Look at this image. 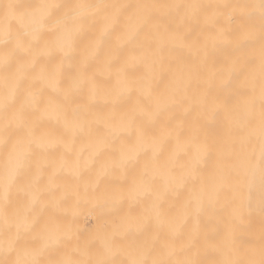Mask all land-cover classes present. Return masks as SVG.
Returning a JSON list of instances; mask_svg holds the SVG:
<instances>
[{
	"label": "bare ground",
	"instance_id": "1",
	"mask_svg": "<svg viewBox=\"0 0 264 264\" xmlns=\"http://www.w3.org/2000/svg\"><path fill=\"white\" fill-rule=\"evenodd\" d=\"M259 4L0 0V259L259 261Z\"/></svg>",
	"mask_w": 264,
	"mask_h": 264
},
{
	"label": "snow or ice",
	"instance_id": "2",
	"mask_svg": "<svg viewBox=\"0 0 264 264\" xmlns=\"http://www.w3.org/2000/svg\"><path fill=\"white\" fill-rule=\"evenodd\" d=\"M260 10V20H261V58H260V65H261V87H260V132H261V169L264 172V0H260L259 4ZM7 202V198L5 197V203ZM260 260H237V261H229V262H221V264H264V232L261 234V248H260ZM5 264H108L106 261H49L44 262L40 260H31V261H9L6 260ZM130 264H149L148 261L143 260H134L131 261ZM151 264H172L171 261L165 260H154ZM177 264H201L200 261H179Z\"/></svg>",
	"mask_w": 264,
	"mask_h": 264
},
{
	"label": "clouds",
	"instance_id": "3",
	"mask_svg": "<svg viewBox=\"0 0 264 264\" xmlns=\"http://www.w3.org/2000/svg\"><path fill=\"white\" fill-rule=\"evenodd\" d=\"M6 259H0V264H5Z\"/></svg>",
	"mask_w": 264,
	"mask_h": 264
}]
</instances>
